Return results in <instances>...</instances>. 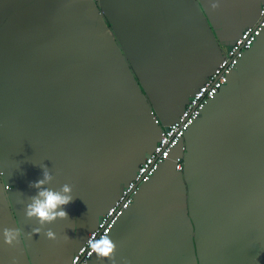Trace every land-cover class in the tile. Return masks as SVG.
<instances>
[{
  "label": "crops",
  "instance_id": "obj_1",
  "mask_svg": "<svg viewBox=\"0 0 264 264\" xmlns=\"http://www.w3.org/2000/svg\"><path fill=\"white\" fill-rule=\"evenodd\" d=\"M262 1L0 0V264L69 263ZM182 143L107 234L117 264H264V28ZM42 165L74 196L55 240L27 235Z\"/></svg>",
  "mask_w": 264,
  "mask_h": 264
},
{
  "label": "built area",
  "instance_id": "obj_2",
  "mask_svg": "<svg viewBox=\"0 0 264 264\" xmlns=\"http://www.w3.org/2000/svg\"><path fill=\"white\" fill-rule=\"evenodd\" d=\"M263 28L264 0L259 5L256 20L245 26L232 43L222 49L218 63L188 97L177 118L161 128L152 149L144 155L133 177L121 187L112 205L100 214L94 227L86 234L82 244L71 255L68 264H88L93 254L88 240L100 239L101 236L110 232L118 217L132 202L138 186L148 181L159 164L168 158L171 149L180 142L189 125L199 116L206 103L227 81L229 73L235 69L242 54L251 47ZM154 122L158 123V120L154 119ZM181 167V156L175 157L174 169L181 170Z\"/></svg>",
  "mask_w": 264,
  "mask_h": 264
},
{
  "label": "clouds",
  "instance_id": "obj_3",
  "mask_svg": "<svg viewBox=\"0 0 264 264\" xmlns=\"http://www.w3.org/2000/svg\"><path fill=\"white\" fill-rule=\"evenodd\" d=\"M215 6L213 5V7ZM40 167L43 170L42 179L29 185L37 190L36 194L27 198L29 202L24 207L25 218L28 220L35 219L39 226L33 228L32 232L27 235L31 237L33 234H43L47 239L55 240L57 237L53 230L44 229V226L58 219H68V214L64 210V206L68 205L74 199L72 186L66 183L61 185L59 189L46 187L53 180V176L47 167L44 165ZM2 235L4 242L11 246L20 235V230L16 228H4ZM88 244L91 252L95 253L99 259H107L109 264H117V244L113 242L110 236L104 235L100 239H89ZM123 264H128V262L123 261Z\"/></svg>",
  "mask_w": 264,
  "mask_h": 264
},
{
  "label": "water",
  "instance_id": "obj_4",
  "mask_svg": "<svg viewBox=\"0 0 264 264\" xmlns=\"http://www.w3.org/2000/svg\"><path fill=\"white\" fill-rule=\"evenodd\" d=\"M232 41H233V40L228 41L227 43H225L224 46L222 47V49H224L227 45L231 44ZM181 110H182V109H181ZM181 110H180V111H181ZM149 113H150V115H151V121H152V123H153V124H157V123L154 122V119H157V117L154 116V115H152V112H151V111H150ZM179 113H180V112H179ZM200 113H201V112H200ZM199 116H200V114H199ZM199 116H198V117H199ZM198 117H197V118H198ZM176 118H177V117H176ZM197 118H196V119H197ZM196 119H195V120H196ZM157 120H158V119H157ZM195 120H194V121H195ZM194 121H193V122H194ZM193 122L191 123V125L193 124ZM156 126H157V125H156ZM164 126H165V125H164ZM164 126H159V125L157 126V127H158V134H159V131L161 130V128L164 127ZM189 126H190V125H189ZM182 138H183V137H182ZM177 146H181V149L184 148L183 143H182V139L180 140V142H179L175 147H177ZM167 159H168V158H167ZM164 161H165V160H164ZM158 167H159V166H158ZM158 167H157V168H158ZM181 169H182V167H181ZM156 170H157V169H156ZM156 170H155V171H156ZM154 173H155V172H154ZM150 178H151V177H150ZM150 178H149V179H150ZM136 194H137V192H136ZM136 194H135V195H136ZM135 195H134V196H135ZM130 204H131V203H130ZM126 209H127V208H126ZM121 215H122V214H121ZM121 215H120V216H121ZM120 216H119V217H120ZM119 217H118V219H119ZM118 219H117V220H118ZM117 220H116V222H117ZM116 222H115V223H116ZM114 225H115V224H114ZM114 225H113V226H114ZM112 228H113V227H112ZM88 264H90L89 261H88Z\"/></svg>",
  "mask_w": 264,
  "mask_h": 264
}]
</instances>
